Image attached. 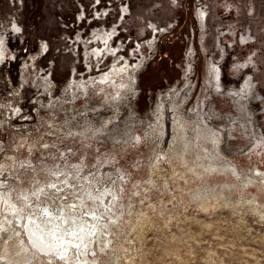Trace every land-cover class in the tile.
Listing matches in <instances>:
<instances>
[{
	"label": "rangeland",
	"instance_id": "1",
	"mask_svg": "<svg viewBox=\"0 0 264 264\" xmlns=\"http://www.w3.org/2000/svg\"><path fill=\"white\" fill-rule=\"evenodd\" d=\"M95 30L117 50L92 62ZM0 39L16 204L60 211L99 179L124 212L97 264H264V184L245 180L264 172V0H0ZM139 49L132 87L117 65ZM12 232L0 264H62Z\"/></svg>",
	"mask_w": 264,
	"mask_h": 264
},
{
	"label": "bare ground",
	"instance_id": "2",
	"mask_svg": "<svg viewBox=\"0 0 264 264\" xmlns=\"http://www.w3.org/2000/svg\"><path fill=\"white\" fill-rule=\"evenodd\" d=\"M98 14L99 16L102 15V13ZM125 15L129 14L125 12ZM117 27H120V25ZM117 27L116 29H118ZM98 29L106 31L107 27L103 26ZM96 30L92 32L93 36L97 34ZM81 37L84 38V36ZM114 37L115 34L112 36L108 47L115 52L117 49H114L113 46ZM123 50H125V47ZM144 58L145 56H141V66ZM128 59L133 60L131 56ZM3 123L7 124V127L11 124L9 120L7 122L1 121V124ZM2 149L3 147L1 146L0 158L3 156ZM14 156L10 155L7 157L11 159L10 162H0V235L8 237L13 234L12 229L18 233H24V237H26L28 243L36 252L48 255L52 260L61 261L62 264H97V244L101 251H105L108 246L110 247L113 240L111 234L113 227L122 219L124 205L122 199H120V194L115 193L114 190L96 192L95 188L97 187L95 185H97L99 179H94V185H84L83 189L79 190L80 192L78 191L80 193L78 196L79 200L74 201L75 206H65L60 211H57L56 208L52 209L50 205L45 203L40 206V210H36V206L34 207L33 205L35 203L31 199L29 201L31 208L29 209H32L30 210L32 212L30 213L28 209L26 210L28 208L27 203L22 204L23 206L18 205L10 196L11 181L16 178L18 170L23 168V163L27 162L18 160ZM258 173L249 176L245 180L252 184L255 182L252 177H258L264 184V172L258 169ZM64 179L66 183L61 185L63 188H66L68 184L69 186L72 185L71 181H68V176ZM69 189H66L67 193H69ZM40 198L42 200L46 199L44 196ZM85 213L89 215L84 216ZM16 223H19L18 227L15 226ZM28 243L26 242V244Z\"/></svg>",
	"mask_w": 264,
	"mask_h": 264
},
{
	"label": "flooded vegetation",
	"instance_id": "3",
	"mask_svg": "<svg viewBox=\"0 0 264 264\" xmlns=\"http://www.w3.org/2000/svg\"><path fill=\"white\" fill-rule=\"evenodd\" d=\"M89 36H88V38H89ZM108 36H109V33L97 32V34L95 36L91 37L92 38L91 42H89L87 44V46H86L87 49H91L90 53L88 54L89 55V59H92L90 61L93 62V61H95L98 58H99L98 60H100V58H102V60H103L105 58V56H107V55H109L111 53L112 50L109 49V47H108V45H109V40L107 39ZM0 51H1L0 52V63H1L7 57V54H8L7 45H6V42H5L4 39H0ZM136 54H138L139 57L138 58L137 57L134 58V59H138V60H135L136 61L135 65H133V62L131 60L129 61L128 59H127L128 61H126V62L123 59V61H122L123 64L119 63L117 65L119 67L120 66L122 67L124 83H128V84L130 83L131 85L134 84V80H135L134 73L136 72V70H139V66H140V63H141V59H140L141 52H140V49H139L138 53H137V51L133 53L134 56ZM109 58L107 57V60H109ZM252 60L253 59L248 58V60L246 61V64L249 63V62L252 64ZM220 66H221V64H220ZM92 67H91V69H92ZM108 70L105 71L106 73H103L104 76H101L100 78L90 79L89 81H86V82L85 81H81V82L77 83V85H78L77 87L78 88L74 87L73 92L74 93L78 92L79 91V87L82 86V85H86L87 84V85L93 86V85H96L98 83H105V82L109 81L113 77L112 73L115 71V68H113L112 71H108ZM218 76H219V71H218ZM132 87H133V85H132ZM10 120H12V118H10Z\"/></svg>",
	"mask_w": 264,
	"mask_h": 264
},
{
	"label": "built area",
	"instance_id": "4",
	"mask_svg": "<svg viewBox=\"0 0 264 264\" xmlns=\"http://www.w3.org/2000/svg\"><path fill=\"white\" fill-rule=\"evenodd\" d=\"M113 3H111V5H112ZM98 5V4H97ZM115 5V4H114ZM99 6V5H98ZM122 6H123V14H122V16H124V18H125V16H128V15H125V11L124 10H126V8H124V5L122 4ZM97 7V6H96ZM127 11V10H126ZM127 13V12H126ZM104 14H106V13H104ZM128 14V13H127Z\"/></svg>",
	"mask_w": 264,
	"mask_h": 264
}]
</instances>
